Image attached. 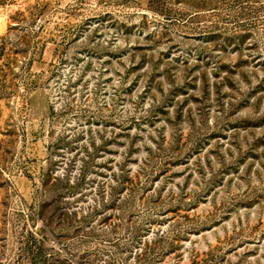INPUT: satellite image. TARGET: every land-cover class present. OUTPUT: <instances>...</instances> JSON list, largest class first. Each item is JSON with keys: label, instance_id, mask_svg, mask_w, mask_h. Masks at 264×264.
<instances>
[{"label": "rangeland", "instance_id": "obj_1", "mask_svg": "<svg viewBox=\"0 0 264 264\" xmlns=\"http://www.w3.org/2000/svg\"><path fill=\"white\" fill-rule=\"evenodd\" d=\"M0 264H264V0H0Z\"/></svg>", "mask_w": 264, "mask_h": 264}]
</instances>
